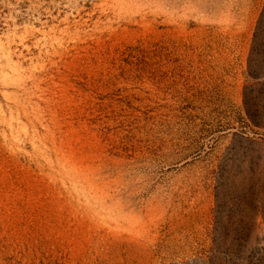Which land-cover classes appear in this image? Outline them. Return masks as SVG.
I'll list each match as a JSON object with an SVG mask.
<instances>
[{
	"label": "rangeland",
	"instance_id": "374dc122",
	"mask_svg": "<svg viewBox=\"0 0 264 264\" xmlns=\"http://www.w3.org/2000/svg\"><path fill=\"white\" fill-rule=\"evenodd\" d=\"M0 264H264V0H0Z\"/></svg>",
	"mask_w": 264,
	"mask_h": 264
}]
</instances>
